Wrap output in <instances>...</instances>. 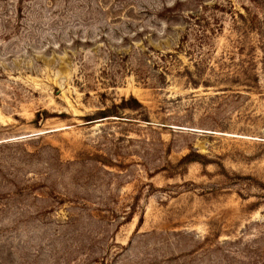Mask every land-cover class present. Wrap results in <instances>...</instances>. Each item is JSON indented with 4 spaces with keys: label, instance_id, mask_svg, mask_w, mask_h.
<instances>
[{
    "label": "rangeland",
    "instance_id": "1",
    "mask_svg": "<svg viewBox=\"0 0 264 264\" xmlns=\"http://www.w3.org/2000/svg\"><path fill=\"white\" fill-rule=\"evenodd\" d=\"M0 264H264V0H0Z\"/></svg>",
    "mask_w": 264,
    "mask_h": 264
}]
</instances>
